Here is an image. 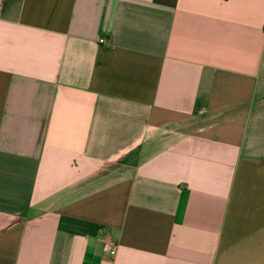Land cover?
I'll list each match as a JSON object with an SVG mask.
<instances>
[{"label":"crops","instance_id":"0c3cea01","mask_svg":"<svg viewBox=\"0 0 264 264\" xmlns=\"http://www.w3.org/2000/svg\"><path fill=\"white\" fill-rule=\"evenodd\" d=\"M0 264H264V0H0Z\"/></svg>","mask_w":264,"mask_h":264},{"label":"built area","instance_id":"2783aa9c","mask_svg":"<svg viewBox=\"0 0 264 264\" xmlns=\"http://www.w3.org/2000/svg\"><path fill=\"white\" fill-rule=\"evenodd\" d=\"M100 41H103V39H100ZM105 250L110 257H112L116 252L115 245L112 243L106 244Z\"/></svg>","mask_w":264,"mask_h":264},{"label":"rangeland","instance_id":"374dc122","mask_svg":"<svg viewBox=\"0 0 264 264\" xmlns=\"http://www.w3.org/2000/svg\"><path fill=\"white\" fill-rule=\"evenodd\" d=\"M114 178V177H113Z\"/></svg>","mask_w":264,"mask_h":264}]
</instances>
